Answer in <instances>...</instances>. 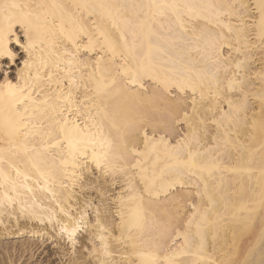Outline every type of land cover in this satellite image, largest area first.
<instances>
[{"label": "bare ground", "instance_id": "bare-ground-1", "mask_svg": "<svg viewBox=\"0 0 264 264\" xmlns=\"http://www.w3.org/2000/svg\"><path fill=\"white\" fill-rule=\"evenodd\" d=\"M5 4L0 264L53 237L70 264H264V0Z\"/></svg>", "mask_w": 264, "mask_h": 264}, {"label": "snow or ice", "instance_id": "snow-or-ice-1", "mask_svg": "<svg viewBox=\"0 0 264 264\" xmlns=\"http://www.w3.org/2000/svg\"><path fill=\"white\" fill-rule=\"evenodd\" d=\"M18 7H20V6L17 5V4H10V5L5 4V5L0 6V8H2V9H15V8H18ZM157 7H175V6H173V5H159ZM261 25H262V27H264V16H262V18H261ZM7 30L8 31H11V24H9V27H8ZM3 36H4V30L3 29H0V45L3 44ZM105 44L108 45L109 49L115 55V48L111 45V43L107 40L106 37H105ZM94 48H95V44L90 39L89 40V45H88V47H87L86 50L87 51H92V50H94ZM102 50H103V46H102ZM0 55H7V56H10L11 57L13 54L11 52H9L6 48H3V50H0ZM101 59L102 58L96 60V63H95V66H94V71H93V73H90L89 74V79L90 80H95V74H96V72H100L101 71ZM225 59H227V58H225ZM237 67H240V65L238 64ZM225 71H227V69H225ZM100 80L101 81L103 80V75H101ZM73 83H74V81L69 80V88H70V90L67 93V97H65L64 94H63V92H61V94L56 97V100L57 101L64 100L65 103H67L69 105L72 103V100H71V96H72L71 86H72ZM114 83L115 82L113 81V84ZM8 87L11 88L12 85L9 84ZM107 87H108L107 85H104L103 88H102L100 86L99 81H97L96 95L97 96L101 95L103 93V91L105 89H107ZM21 95H23V90H21ZM228 104H229V113H227V116L229 118H231L232 117V112H233L232 102L229 101ZM92 107H97V105H95V103H93L92 104ZM240 110H241L240 108H236L235 109V111L237 113ZM52 111L53 112H56L57 111V107L55 105L52 106ZM77 111H79V109H77ZM64 112L71 113L72 112V109L70 107H64L63 105H61L60 108H59L60 115L63 116ZM104 115L107 118L108 113L105 112ZM185 116H187V114H185ZM56 123L59 125V121H57ZM68 124H69V120L68 119H64L63 126L60 127V131L63 132V133H65V140L67 141L68 146L71 149V148H73V140H72L71 135L68 134V131H69L68 128H67V125ZM262 127H264V123H262ZM74 129L75 130H79V126L78 125H75L74 126ZM98 135H99V139L98 140L96 139L95 136H93L91 139H88V140H85V141H81V143H84L85 145H87V144L95 145V144L99 143L101 145V147H103L105 143H108L109 146H110L111 142L110 141H106V139L104 138L103 130L102 129H99L98 130ZM144 140H145V143H146V146H147L149 137H148L146 131L144 132ZM105 157H106V154H105ZM93 158L96 159V162L99 165L100 161H99V158L96 157L95 152L93 153ZM176 159L178 161V164H181V165H183V166H185V167H187L189 169L197 167V165L195 164L194 158H192L191 154H189V159L185 161V160H182L181 159L180 153L177 152ZM201 170L202 171L204 170L203 169V166H201ZM147 264H159V260H158L157 257L153 256V257H151L149 259V261L147 262ZM169 264H172V261H169Z\"/></svg>", "mask_w": 264, "mask_h": 264}, {"label": "rangeland", "instance_id": "rangeland-1", "mask_svg": "<svg viewBox=\"0 0 264 264\" xmlns=\"http://www.w3.org/2000/svg\"><path fill=\"white\" fill-rule=\"evenodd\" d=\"M95 175H98V174L95 173ZM110 188H114V186H111ZM90 192L94 193L93 190H91ZM111 192L112 191H109L108 193H111ZM89 213L91 214V211H89ZM12 229L14 230L15 228H12ZM0 232L4 233V231H0ZM17 237L18 236L15 235L14 239ZM25 238H28V236H26ZM11 241H13L12 236L6 237L2 240L3 245L6 244L7 247H10ZM23 241H27L25 245L26 249L22 251L21 253L14 254L12 257L13 259H17V263H20V264H70L68 261L69 254H65L66 251L68 250L67 248H69V245H66L67 243L62 242V240L57 241V240H54V237H53V239H47L43 241H40L36 238L35 239L29 238L28 240L23 239ZM16 243L19 244V241L16 240ZM77 247H79V244H77ZM77 254L80 256V252L77 251ZM79 261H80V264H87L85 261H83L82 258H80Z\"/></svg>", "mask_w": 264, "mask_h": 264}]
</instances>
